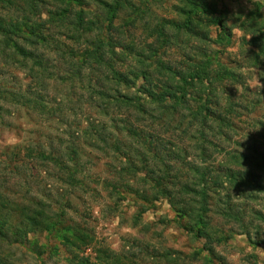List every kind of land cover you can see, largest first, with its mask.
Instances as JSON below:
<instances>
[{
	"label": "rangeland",
	"instance_id": "374dc122",
	"mask_svg": "<svg viewBox=\"0 0 264 264\" xmlns=\"http://www.w3.org/2000/svg\"><path fill=\"white\" fill-rule=\"evenodd\" d=\"M26 1L31 0H19L16 10H0V17H17L19 7L25 9ZM208 1L226 13L229 24L234 26L229 42L217 43L214 39L217 29L211 28V39L207 41L193 42V38L182 36V43L160 48L141 30L126 26L121 18L112 25L118 30H128L129 33L124 34L127 41L147 52L148 48L157 50L159 58L176 71L190 60L198 64L204 60L213 63L208 76L219 105L213 103L210 107L221 111L231 104L236 111L232 114L237 116L232 120L235 131L227 133L226 138L219 135L214 126L215 132L206 133L213 146L206 147L208 157L203 161L194 149L193 137L197 136L199 124L189 126V112H195L205 102L206 92L202 87L188 89L184 109L174 116L171 127L162 128L147 115L114 103L107 104L106 100L98 104V99L90 95L95 90L93 87L99 85L95 74L90 83L86 78L69 82L64 69L58 73L52 63L50 77L42 85V91L38 88L33 93L37 94L36 99L42 95L41 112L33 104L25 109L0 101V193L18 202L41 201L52 210L63 209L69 225L82 227L94 239V244L84 253L92 262H95V249L101 248L123 255L136 264H264V222L259 218L260 214L264 216V169L242 158L239 160L242 163L237 164L232 161L233 155H226L253 157L256 153L260 161L264 159V133L260 125L264 124V55L253 45L249 31L244 34L237 25L250 18H255L258 25V21H264V0ZM86 4L99 13L95 0H86ZM37 6L39 13L35 12L34 18L40 23L47 19V11L55 9L53 0H43V4L37 0ZM150 11L152 20L174 17L166 4H154ZM45 28L53 40L52 45L57 42L75 48L82 44L81 40L69 38L70 31L49 23ZM52 49L54 47L48 49L50 57L58 56ZM220 68L229 70L233 77L227 79L229 73L215 75ZM150 73L155 83L157 78V82L161 80L157 73ZM140 82L139 79L134 84L131 94L136 93ZM34 83L23 72L0 62V87L26 91L32 98ZM126 124L157 135L149 150L152 152L154 148L163 159L134 157L135 178L133 174L120 173L126 158L118 156L111 147L118 140L121 146H133V141L122 130ZM99 133L105 138L104 142L96 140ZM73 155L77 163L71 161ZM191 162L200 169H211L208 181L211 187V182L218 183L208 196L206 221L211 228L208 239L194 234L195 228L189 219L180 223L168 199L141 182L148 170L158 177L162 169L169 166L171 172L167 178L174 179L175 189L179 190L183 184L195 181V178L190 179ZM229 170L237 177L246 178L249 184L230 185L226 178ZM241 171L253 175L247 178ZM254 184L262 189H255ZM184 196L176 197L175 203L184 202ZM236 207L234 213L227 210ZM34 238L41 246L40 255L27 245L0 247V253L13 264H70L68 254L55 240L45 234L30 236Z\"/></svg>",
	"mask_w": 264,
	"mask_h": 264
},
{
	"label": "trees",
	"instance_id": "16d2710c",
	"mask_svg": "<svg viewBox=\"0 0 264 264\" xmlns=\"http://www.w3.org/2000/svg\"><path fill=\"white\" fill-rule=\"evenodd\" d=\"M39 1L43 4V0ZM53 1L55 9L47 11V19L42 23L34 18L35 12L39 13L37 0L26 1L25 9L19 7L20 14L17 17L13 15L0 17V62L3 66L23 72L35 82V87L32 89L34 91L31 94L37 92L38 88H40L39 92L42 91V85L50 77L51 63L55 65L58 73L60 69H64L63 73L69 82L82 81L86 78L90 83L92 75L95 74L97 76L95 81L99 85L96 86L97 88L93 87L95 90L90 95L98 99V104L101 105L106 100L107 104L114 103L128 111L147 115L152 122L155 121V124L162 128V126L171 127L174 116L184 109V99L189 94L188 89L202 87L206 92L205 102L195 112H189V126L199 124L200 127L197 129V136L193 137L194 149L200 159L202 158L203 161L208 157L206 147L213 146L206 135L207 132L214 131L213 126L224 138L227 137V133L235 131L232 120L237 115L232 114L236 111L231 108V104L221 111L210 107L213 103L216 106L219 105L218 100H215V90L210 83L212 79L208 76L213 64L210 60H204L201 64L190 60L188 64L184 62L181 69L176 71L159 58L157 50L148 48L147 52L135 43L127 41L124 35L129 33L127 29L123 31L112 27L113 22L121 18L126 26L132 30H141L160 48L182 43V36L193 38V42L207 41L211 39V33H209L211 28L217 29L214 38L217 43L229 42L234 26L229 24L227 14L218 9L214 2L208 0H95L99 12L97 13L86 4V0ZM18 2L19 0H0V10H16L19 6ZM154 4L158 6L166 4L174 17L152 20L154 17L148 13H151L150 7ZM258 22L259 25L255 18H250L248 22L240 21L237 25H240L244 34L249 31L253 45L261 55H264V21ZM47 23L55 25L57 29L70 31L69 38L81 40L82 44L75 48L67 44H57V42L56 45H52L53 40L45 30ZM139 26L141 28H138ZM116 33L117 36L114 35ZM51 47H54L51 50L52 53L55 52L58 56L50 57L52 54L48 49ZM150 72L157 73L161 80L157 82V78L155 83ZM215 75L218 77L227 75V79L233 77V74L224 68H220ZM139 79L141 82L136 93L131 94V88ZM36 95L33 94L32 98H29L26 91L21 93L0 87V101L25 109L33 104L39 109L38 112H41L44 108L43 101H41L42 95L38 96L39 99L35 98ZM146 105L150 108L147 109ZM260 125L263 126L261 132L264 133V124ZM122 130L133 141L131 142L133 146L128 148L121 146L119 140L111 144L113 152L126 158L120 173L133 174L132 177H136L132 162L134 157L141 159V157L150 156L147 157L148 160H163L155 152L157 150L154 148L152 152L149 150L153 142L158 139L157 135L144 132L128 124L122 126ZM104 139L100 133L96 136V140L101 142H104ZM72 151L75 154V149ZM167 151L164 150V152ZM226 155H233L232 161L235 160L237 164L242 163L239 160L243 159L264 169V159L260 161L256 153L253 157L236 156L232 153ZM75 156H72L71 161L77 163ZM41 157L49 159L43 155ZM55 162L60 166L58 160ZM189 165L188 168L192 174L190 179L195 178V181L183 184L179 190L175 189L174 179L167 178L171 172L169 166L165 170L163 168L162 175L158 177L153 175L152 170H148L149 173L142 177L141 182L142 184L147 183L153 192L168 199L180 223H183L185 218L189 219L195 228L194 234L198 238L208 239L211 237V228L208 227L206 221L208 196L209 191L213 192L218 183L213 181L211 182L213 187L210 186L208 182L211 174L210 168L200 169L192 162ZM241 172H245L246 177L253 175L248 171ZM226 178L233 186L247 185L250 182L246 181V178L243 179L241 175L237 177L232 170L226 173ZM254 187L262 189L259 184H254ZM179 195H185L182 198L184 202H179L177 205L175 202ZM183 203H186L184 207ZM227 210L234 213L237 207ZM64 213L63 209L52 210L48 204L41 201L18 202L0 193V247H26L27 245L40 255L41 246L37 244L35 238L30 239V236L45 234L66 251L70 264H136L123 255L101 248L95 249V262H92L91 258L84 253L94 244V239L82 227L69 225L65 221ZM259 218L264 222V216L260 214ZM0 264L13 263L0 253Z\"/></svg>",
	"mask_w": 264,
	"mask_h": 264
}]
</instances>
